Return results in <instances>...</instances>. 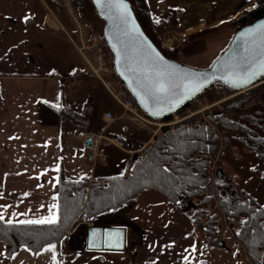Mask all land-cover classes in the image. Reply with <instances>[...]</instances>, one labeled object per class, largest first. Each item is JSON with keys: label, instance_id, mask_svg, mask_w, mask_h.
<instances>
[{"label": "crops", "instance_id": "obj_1", "mask_svg": "<svg viewBox=\"0 0 264 264\" xmlns=\"http://www.w3.org/2000/svg\"><path fill=\"white\" fill-rule=\"evenodd\" d=\"M145 1L151 19H159L160 23L155 25L165 27L191 20L189 14L185 18L180 16L195 2ZM243 1L201 0V8L191 7L196 16L186 33L203 29L205 22H213L227 8ZM47 9L45 0H0V214L5 220H38L53 213L57 216V207L51 206L57 205L59 166L62 165L66 177L76 178L67 174L75 169L70 146L64 144L62 136L68 130L67 124L62 128L48 104L58 105L61 100L60 77L84 69L86 60L67 32L41 25ZM206 12L209 17L203 16ZM97 167L91 165V170ZM100 167L102 171L104 166ZM99 171L85 175L92 178L105 174ZM129 201L89 218L90 225L123 227V249L89 248L86 219L74 223L59 241L49 242L36 251L19 246L7 255L0 241V264H148L143 263L142 254L131 255L140 228L126 219L131 208ZM49 245L56 246L54 251H46Z\"/></svg>", "mask_w": 264, "mask_h": 264}, {"label": "trees", "instance_id": "obj_2", "mask_svg": "<svg viewBox=\"0 0 264 264\" xmlns=\"http://www.w3.org/2000/svg\"><path fill=\"white\" fill-rule=\"evenodd\" d=\"M45 1L56 5L59 3V0ZM73 1L81 12L86 7H91V11L100 19L90 0ZM128 1L144 32L162 53L168 56L167 52H170L171 48L162 49L155 41L153 25L157 22L151 19L146 1ZM262 15H264V0H255L253 7L245 10L230 22L236 25V30ZM207 31L208 29L197 30L190 36ZM75 73L76 71H73L69 76ZM111 74L115 85L125 88L113 67ZM86 79L91 81L90 78ZM60 82L61 100L59 104H47L60 119L62 128L66 124L73 126V131L62 132L63 139L68 133L80 128L97 129L101 123L103 109H105L101 105L103 103L111 105L107 99V93L100 85V87L93 86L91 99L76 109L66 101L63 76L60 77ZM213 84L227 92L235 91L220 81H215ZM261 89H264V80L248 89L246 93L240 92L221 101V108H216L208 114V121L222 131L221 138L213 134L211 124L201 120L195 121L194 117L178 122L173 127L164 129L160 136L154 138L151 145L144 146L141 154L135 155L131 161L126 159V165L130 166L129 174L126 176L122 172H114L92 178L85 174L69 178L65 176L63 167L60 165L56 181V223L26 224L13 221L9 224L8 220L0 221V241L4 244L5 253L9 255L19 246H26L36 251L49 242L59 241L74 223L86 218L97 217L107 210L120 208L143 190L157 192L165 198L168 204L177 209H182L190 198L198 196L202 206L194 208L191 214L187 215V218L194 223L197 213L203 211V204L209 200L204 190V183L207 180L206 170L210 164L208 154L216 151L219 143H221L219 160L222 159L230 142L235 141L264 161V124L259 123L262 116H256L262 113L259 106L263 102L254 109L255 115L245 111V104ZM205 90L199 92L177 111H183L190 106L195 98L202 95ZM228 111L234 115L230 116ZM197 152H201V155H196ZM220 172L222 175V171ZM99 180H103L104 185H100ZM215 188L218 205L225 216L235 218L237 221L234 235L244 247L248 259L252 264H264V205L247 191H241L238 194L231 182L222 177L216 179ZM217 215L216 212L213 213L201 227L206 244H214L217 240Z\"/></svg>", "mask_w": 264, "mask_h": 264}, {"label": "rangeland", "instance_id": "obj_3", "mask_svg": "<svg viewBox=\"0 0 264 264\" xmlns=\"http://www.w3.org/2000/svg\"><path fill=\"white\" fill-rule=\"evenodd\" d=\"M71 1L78 15L80 27L84 32V45H88V48L85 49L83 53L93 67H96L97 64V54H100L101 60H103L106 65L111 66L112 55L102 36L103 20L95 16L91 11V7H86L83 12H81L75 2L73 0ZM200 1L201 0H195L194 5L186 7L185 9L188 12L184 10L185 12L183 11L184 13L181 14L180 18L182 16L185 18V16L187 17L189 14L192 20L196 15L192 13L191 7L195 6L198 10V8H201ZM46 4L49 11L53 13L54 18L62 25L63 29L60 30L67 32L76 45L83 46L78 37V28L67 15L62 0H59L58 5L47 1ZM254 5L255 0H244L241 4L227 8L220 13L218 18H215L213 22H205L203 25L204 28L201 30L208 29L206 33L195 36H190L194 32L190 34L186 33L189 31L188 25L189 22L191 23V20L179 21L166 27L162 25H153L155 41L162 49L171 48L170 52H167L168 57L194 68H205L209 66L227 46L231 36L235 32L236 25L230 21ZM204 15L209 17V12L204 13L203 16ZM79 70H83V72L79 74ZM79 70L71 77H64L67 103L73 108L78 109L84 102L91 99V88L93 86H101L107 93V99L111 104L108 106L103 103L101 105L102 108H105L103 112L105 110H110L114 115L120 114L122 107L114 100L102 81L94 74L88 62H86L84 69ZM111 72L109 75L107 73L105 78L113 80ZM73 77H75V79H73ZM86 78H90L91 81H87ZM263 80L264 79L260 81L262 82ZM215 85L216 84H213L211 87L208 86L210 88H205L206 90L202 95L196 97L192 104L187 107V110H183L181 114H178L176 119H181L192 114L184 120H190L194 117L195 120L200 119L202 122H207L213 127V134L221 138L222 131L208 121V114L212 113L216 108L220 109L221 101L233 97L240 92L246 93L248 89L255 87L257 84L236 93H233L234 91L227 92L225 89H221ZM231 93L232 95L227 97V95ZM262 102L263 104L259 106ZM245 106V111L253 115H255L254 109L256 106H259L262 113L256 116H262V119L260 117L261 120L259 123L264 124V89L258 91ZM228 114L230 116L234 115L231 111H228ZM123 123L129 125V129L124 133V148L126 150L108 146L106 148V165L96 164L98 165L96 170H91V165L93 164L83 159L84 152L81 149L70 147L69 151L73 155L72 160L75 164V169L71 172H67V174H69V176L78 177L82 174H89L91 172L97 173L99 171L98 168H101L100 166L104 167L102 171L99 172L105 174L114 172H122L124 174L125 171L129 173L130 166L129 164L126 165V159L131 161L135 155L141 154L138 149L147 141L150 133L147 132V130L136 128L126 119L119 118L111 121L107 131L116 134ZM104 124L105 121L101 117V123L97 126L98 128H90L89 130L99 131L103 128ZM168 127H163L156 136H160L163 130ZM66 128L72 130L73 126L67 124ZM215 131H217L218 134H215ZM220 151L221 143H219L216 151L211 153L210 157H216V160L210 159L209 165L213 166L216 170L222 171V179L229 180L238 194L241 191H247L264 205V161L257 158L246 147L235 141L230 142L221 160H219ZM196 155L198 154L196 153ZM63 162L66 166V159H64ZM208 201L209 205L207 206V204L204 203L203 211L197 213V215L202 214L203 217L206 216L205 219L212 215L208 207L214 206L212 205L211 198H209ZM128 204L131 208L125 214L126 219L136 222V228H140L137 229V243L131 255L136 256V253L142 254L143 263L252 264L241 242L238 241L234 235V230L237 226L235 218H230L232 220V225L229 223L228 226L223 221L222 214L216 212L218 210L214 209L218 214L216 223L217 240L214 244H206L201 227L198 233L195 231V223L192 225L185 214L189 215L194 208L202 206L198 196H193L182 206V209H177L168 204L165 198L157 192L143 190L131 198ZM168 208H172L173 210L170 211ZM89 220L92 222V219ZM229 227H232V229ZM185 257H187V259H185Z\"/></svg>", "mask_w": 264, "mask_h": 264}, {"label": "water", "instance_id": "obj_4", "mask_svg": "<svg viewBox=\"0 0 264 264\" xmlns=\"http://www.w3.org/2000/svg\"><path fill=\"white\" fill-rule=\"evenodd\" d=\"M103 20L102 36L112 55V67L119 80L132 96L139 109L147 116L162 119L184 107L194 96L215 81L234 90L252 87L264 75V15L235 30L227 46L205 68L182 64L162 53L142 29L128 0L113 5L108 0H90ZM175 71L179 77H197L199 87L188 80L164 82L167 93L156 89L157 73ZM254 72L251 81L240 84L247 73ZM261 82V81H260ZM217 170V178H221ZM93 230H97V243L92 245ZM112 233L111 246L105 244V234ZM125 229L115 226L89 225L87 246L92 249L120 250L124 247ZM119 247H116V244Z\"/></svg>", "mask_w": 264, "mask_h": 264}, {"label": "built area", "instance_id": "obj_5", "mask_svg": "<svg viewBox=\"0 0 264 264\" xmlns=\"http://www.w3.org/2000/svg\"><path fill=\"white\" fill-rule=\"evenodd\" d=\"M63 7L67 13V15L71 18L72 22L76 25L78 28V37L80 42L83 46H77L78 50L83 54L85 57L86 62L90 65L92 68L94 74L102 81L105 88L108 90V92L111 94V96L114 98V100L122 107V111L120 114L114 115L112 111L105 110L102 113V118L105 121V124L103 128L99 131H93L86 128H80L76 130L75 132L69 133L64 137V144L66 146L75 147L78 149H81L84 152V159L93 165L95 164H105L107 161V152L106 148L108 146H114L122 150H126L124 148V133L129 129V125L127 123L121 124L118 132L116 134L110 133L107 131V128L109 127L111 121L119 118V119H126L130 121L136 128L147 130V132L150 133L147 141L139 147L138 151H142V148L144 146H147L148 144H152L154 141V138L159 133V131L164 127L173 126L174 124L188 118L190 115L185 116L181 119H176V116L178 114H181L182 111H175L172 114H170L166 118L162 119H156L149 117L145 115L137 106V104L134 102L132 96L127 92L125 88L122 86H116L115 82L110 78H105V75L112 71V67L109 65H106L103 60H101L100 54L96 55V67H93L92 64L88 61L87 57L83 53L85 49L88 48V45H84V32L82 31V28L79 24L78 15L76 14L73 3L71 0H62ZM46 13V17L44 14ZM41 25L45 28H54V29H63L62 25L59 24V22L54 18L53 13L47 9L43 14L40 21ZM54 25V26H53ZM83 70H79L78 73H82ZM75 79V77H73ZM75 81V80H74ZM245 90V89H244ZM238 91L243 90H235L233 93H236ZM231 94H228L227 97L231 96ZM187 110V107L184 109V111ZM200 119H196L195 121H199ZM215 134H218L217 131L214 132ZM198 155H201V152H197ZM211 153L208 154V157L210 159L216 160V157H210ZM207 173V180L204 183V190L206 194L209 196V198L212 199V205L211 207H208L212 214L216 211L222 214L223 221L226 225L229 226L232 225V220L230 218H226L224 212L218 205L216 196L217 191L215 188V180L217 179V170L213 168V166L209 165V167L206 170ZM128 171L124 172V175H128ZM100 185H104L103 180H99ZM192 190H195V188H191ZM207 206L209 205V201L206 202ZM216 209V210H214ZM205 217L202 216V214H198L195 219V231L198 233L200 230V227H202L203 223L205 222ZM87 223L90 225L91 221L87 220ZM233 227V226H232ZM232 227H229L232 229Z\"/></svg>", "mask_w": 264, "mask_h": 264}, {"label": "snow or ice", "instance_id": "obj_6", "mask_svg": "<svg viewBox=\"0 0 264 264\" xmlns=\"http://www.w3.org/2000/svg\"><path fill=\"white\" fill-rule=\"evenodd\" d=\"M109 3L113 4V5H118L120 0H108ZM25 19H28V17H25ZM157 23H159V19L157 18L156 20ZM262 39H264V34H262ZM262 55V66H264V51H262L261 53ZM255 73L254 72H249L247 73V77L245 79H241L238 80L237 82L240 84H247L251 81L252 76H254ZM157 76L159 78V82L156 85V89L160 92H165L167 93L169 91V88H167L165 86V81L166 82H175L177 79H185L189 81V84H192L194 87H199V83H198V79L197 77H192L189 78L187 76L185 77H179L178 74L175 71H162L157 73ZM25 195H28L27 193H25ZM57 207V205L53 204L51 206V209H55ZM50 209V211H51ZM4 217L2 214H0V221H3ZM57 221V217L56 215L53 213L52 215L48 216V217H44L42 219H38V220H24V221H19V223H26V224H54ZM13 221L12 220H8L7 223L11 224ZM112 233H106L105 234V244L106 246H111V238H112ZM97 230H93V240H92V245L95 246L97 243ZM116 247H119L120 245L117 243L115 245ZM55 245H49V247L46 249V251L52 252L55 249ZM55 256L53 257V260L55 261ZM185 259H187V257H185Z\"/></svg>", "mask_w": 264, "mask_h": 264}]
</instances>
